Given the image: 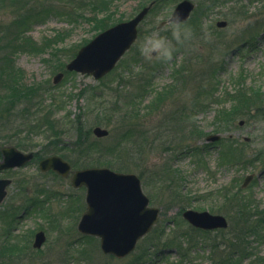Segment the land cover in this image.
<instances>
[{
  "label": "rangeland",
  "instance_id": "374dc122",
  "mask_svg": "<svg viewBox=\"0 0 264 264\" xmlns=\"http://www.w3.org/2000/svg\"><path fill=\"white\" fill-rule=\"evenodd\" d=\"M106 1L0 0V148L18 147L19 138L26 145L20 150L37 153L27 167L0 171V178L13 180L0 204V264H264V104L242 107L234 97L244 83L264 103V0H190L192 36L182 44L173 40L170 61L148 60L140 46L152 31L172 39L169 20L183 0H154L138 40L113 72L101 80L64 72L101 32L106 14L109 28L152 2L116 0L103 10ZM94 5L105 13L95 14ZM60 72L64 79L54 84ZM160 93L164 99L156 100ZM222 111L237 115L222 119ZM95 127L109 136L97 139ZM218 133L220 142L206 141ZM92 146L96 153L88 152ZM51 155L73 169L107 166L140 178L160 218L126 258L103 255L99 239L78 233L86 190L41 172L39 161ZM166 173L180 197L167 188ZM226 189L258 203L251 222L261 226L259 236L237 240L231 261L228 247L243 221L230 214ZM188 209L223 215L230 229H195L182 216ZM39 231L46 236L40 250L33 247Z\"/></svg>",
  "mask_w": 264,
  "mask_h": 264
},
{
  "label": "water",
  "instance_id": "95a60500",
  "mask_svg": "<svg viewBox=\"0 0 264 264\" xmlns=\"http://www.w3.org/2000/svg\"><path fill=\"white\" fill-rule=\"evenodd\" d=\"M193 9L192 2H181L176 7L171 21L179 14L185 22ZM148 11L149 8H146L131 21L120 23L100 33L80 49L76 58L67 65V69L92 74L96 79L108 74L136 40L137 27ZM226 26L225 21L218 23L220 28ZM62 78L63 74L57 75L55 83H59ZM93 133L99 138L109 135L107 130L100 127L95 128ZM220 138V135H212L207 140L215 142ZM2 154L0 170L23 166L34 158V154H24L15 147H4ZM40 167L43 171L52 169L64 177L71 173L70 165L57 156L43 160ZM248 181L250 179L247 183ZM9 184V180H0V203L6 196L5 189ZM72 185L87 188L88 211L83 215L78 230L99 237L104 254L119 259L128 256L136 249L139 240L149 234L159 221L160 209L150 207V199L135 174L118 173L108 168H89L74 172ZM183 217L192 226L202 230L228 228L224 216L213 215L207 211L188 210L184 212ZM45 239L44 233L38 234L35 248H41Z\"/></svg>",
  "mask_w": 264,
  "mask_h": 264
},
{
  "label": "trees",
  "instance_id": "16d2710c",
  "mask_svg": "<svg viewBox=\"0 0 264 264\" xmlns=\"http://www.w3.org/2000/svg\"><path fill=\"white\" fill-rule=\"evenodd\" d=\"M104 1H106V0H104ZM84 2V1H83ZM115 2H116V0H107L106 2H104L105 4H106V8L105 9H103V10H107V7H108V5H109V3L111 4V5H115ZM82 7H85L84 6V4H82V5H78V8H82ZM92 8H94L93 9V12L95 13V14H97L98 15V12L99 13H105L103 10H101L100 11V8H102V7H95V5L92 7ZM96 11H98V12H96ZM96 15V16H97ZM82 18H83V16L82 15H80ZM104 19H101V21H100V28H99V30H98V32L99 31H102V30H105V29H107L106 28V25L105 24H111L110 22H111V20H110V16H108L107 14H106V16L105 17H103ZM118 21V20H117ZM117 21L116 22H113L112 24H115V23H117ZM119 21H121V20H119ZM118 21V22H119ZM245 86H244V83H240V84H238V88L236 89V95L234 96V97H236V100H238V103H239V105H241L242 107L243 106H245V107H251V106H256L257 107V104H264L261 100H258V99H254V96L256 95V94H258V91H255V90H252V91H245ZM202 93V92H201ZM200 93V94H201ZM247 93H252V96H250L249 98H247L246 96V94ZM162 95V96H161ZM164 95L165 94H163V93H160V95H158V98L156 99V100H161V99H164ZM249 100V101H248ZM230 102H233L232 100H230ZM249 104V105H248ZM232 107H236V105H233ZM231 107V108H232ZM262 108H264V106L262 107ZM234 110V109H233ZM232 110V111H233ZM226 111H222V114H221V118L222 119H226L227 120V118H233V116L235 115H237V113H233V114H230L229 115V117H226L227 115H226ZM133 114H134V111H131L130 113H126L125 115L126 116H124V117H128V116H133ZM234 116V117H235ZM223 121V120H222ZM223 122H225V121H223ZM27 138V137H26ZM8 139H14V137L13 138H8ZM6 142H12L11 140H7ZM185 142H186V139H185ZM17 146L18 147H24V146H26L25 145V141L23 140V139H17ZM74 147H75V149H77V145H75L74 144ZM117 147H119V146H117ZM185 149H187L186 148V146L183 148V150H185ZM93 152V153H96L97 152V150H96V148H94L93 146L92 147H90L89 149H88V152ZM123 152V151H122ZM100 152H98V154H99ZM100 157V156H99ZM98 157V158H99ZM107 163H105V164H100V165H106ZM96 165H99V162L97 161V164ZM170 174L171 173H166L165 174V178H164V181H165V183L166 182H168V186H167V188L168 189H172V191L173 192H175V193H173L175 196H173V198H178V197H180V195H177V189H178V187L176 188V187H174L173 185H172V183H175V181H174V179L173 178H171L170 180L169 179H167L169 176H170ZM171 185V186H170ZM232 187V186H231ZM233 188V187H232ZM241 189V188H240ZM239 189V190H240ZM227 190V194H228V196H223V197H225L224 199L225 200H227L229 203H228V205H229V210H230V214L233 212V216H234V218H237L238 220H240V221H243V223L240 225L241 226V228H235V240L234 241H232L231 243H230V245H229V247H228V252H229V259H230V261L232 260V259H234V253H235V250H237V249H239V247L237 246V240H240V242L239 243H241L242 242V240H245V238H249V237H253L254 235H258V233H256L257 232V230L258 229H260L261 228V226H257L256 224H252L253 222H251V219H252V216H251V210H254V209H252V207H255V206H257L258 205V203L256 202V201H251V199L249 200V198L248 197H244V196H241V197H238L236 194H241V192L240 191H237V192H230V189H226ZM251 208V209H250ZM231 228H233V227H231ZM234 229V228H233ZM233 232V231H232ZM220 233H225L224 231H220ZM259 236V235H258ZM243 243V242H242ZM223 253V258H224V256H227L228 255V253L226 252V254H225V250L222 252ZM264 259V258H263ZM223 262H226L225 260L223 261Z\"/></svg>",
  "mask_w": 264,
  "mask_h": 264
},
{
  "label": "clouds",
  "instance_id": "9594fccd",
  "mask_svg": "<svg viewBox=\"0 0 264 264\" xmlns=\"http://www.w3.org/2000/svg\"><path fill=\"white\" fill-rule=\"evenodd\" d=\"M171 31V40L166 35H161L158 31L146 34L140 46L142 55L148 60L170 61L176 50L173 40L182 44L192 36L191 28L184 23L182 16L179 14L172 20Z\"/></svg>",
  "mask_w": 264,
  "mask_h": 264
},
{
  "label": "flooded vegetation",
  "instance_id": "af4514ba",
  "mask_svg": "<svg viewBox=\"0 0 264 264\" xmlns=\"http://www.w3.org/2000/svg\"><path fill=\"white\" fill-rule=\"evenodd\" d=\"M34 156H36V153H34ZM35 159H36V158H35ZM35 159L33 160V162L35 161ZM33 162H31V163H33ZM31 163L25 165L24 167H27V166L30 165ZM39 164H40V162H39ZM38 166H39V165H38ZM24 167H21V168H24ZM15 169H20V168H15ZM39 169H40V167H39ZM10 170H12V169H10ZM1 172H4V171H1ZM0 179H2V178H0ZM3 179H4V178H3ZM9 179H10V178H9ZM11 181H12V183H13V180H12V179H11ZM12 183H11V185H12ZM9 185H10V184H9ZM11 185H10V186H11ZM10 186H9V187H10ZM9 187H8V188H9ZM6 192H7V195H6V197H7V196H8V189H7ZM5 199H6V198H5Z\"/></svg>",
  "mask_w": 264,
  "mask_h": 264
}]
</instances>
